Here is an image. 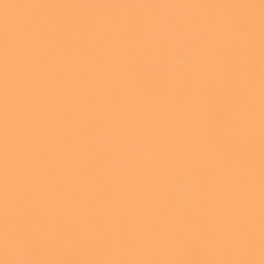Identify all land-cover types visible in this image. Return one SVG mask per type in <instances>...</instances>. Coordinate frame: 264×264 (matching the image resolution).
Masks as SVG:
<instances>
[{
	"label": "clouds",
	"instance_id": "9594fccd",
	"mask_svg": "<svg viewBox=\"0 0 264 264\" xmlns=\"http://www.w3.org/2000/svg\"><path fill=\"white\" fill-rule=\"evenodd\" d=\"M261 15L33 8L17 65L0 43V264H259ZM18 165L26 232L4 212Z\"/></svg>",
	"mask_w": 264,
	"mask_h": 264
},
{
	"label": "snow or ice",
	"instance_id": "6c2138e0",
	"mask_svg": "<svg viewBox=\"0 0 264 264\" xmlns=\"http://www.w3.org/2000/svg\"><path fill=\"white\" fill-rule=\"evenodd\" d=\"M66 3H55V2H42L29 5L31 8H39L41 6H62ZM73 6L79 3H71ZM95 4V3H90ZM246 6L254 7V3ZM260 8L262 10L261 15V38H260V112H261V126H260V142H261V159H260V236H261V260L259 264H264V0H260ZM32 21H28L22 26L12 28L6 26L2 35H0V43L3 45V52L5 56V62L8 67L17 65L19 63V49L22 48L27 41V30ZM248 71L250 74L254 72V62L248 65ZM7 99V96H6ZM15 135V131L8 130L5 133V148L6 151L10 147L11 138ZM250 152V149L245 150V155ZM21 165L13 170H6L4 180V192H5V219L9 226L17 228L20 232H26L24 224L21 221L22 206L24 197L14 191L13 188V175L19 176L21 171ZM247 187V196L249 197L250 203L254 201V184L252 182V176L250 173ZM251 221L249 220V224ZM61 264H82L79 261L61 262ZM89 264H105V262H89ZM113 264H121V262H113ZM184 264H203L199 261L184 262ZM241 264H256L255 261L248 260L243 261Z\"/></svg>",
	"mask_w": 264,
	"mask_h": 264
},
{
	"label": "bare ground",
	"instance_id": "6f19581e",
	"mask_svg": "<svg viewBox=\"0 0 264 264\" xmlns=\"http://www.w3.org/2000/svg\"><path fill=\"white\" fill-rule=\"evenodd\" d=\"M145 3V4H220L229 0H0V35L6 26L17 28L30 21L33 8L29 5L42 3ZM258 2V0H251Z\"/></svg>",
	"mask_w": 264,
	"mask_h": 264
}]
</instances>
